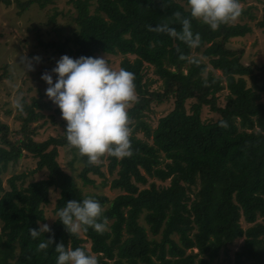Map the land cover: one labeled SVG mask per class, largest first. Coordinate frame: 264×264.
I'll list each match as a JSON object with an SVG mask.
<instances>
[{
    "label": "trees",
    "instance_id": "obj_1",
    "mask_svg": "<svg viewBox=\"0 0 264 264\" xmlns=\"http://www.w3.org/2000/svg\"><path fill=\"white\" fill-rule=\"evenodd\" d=\"M17 1L22 9L36 4L46 13L57 2ZM70 1L77 10L72 34L43 45L72 58L121 55L120 67L133 74L137 97L126 109L131 155L117 159L105 153L95 164L80 155L84 165L79 175L85 185L95 184L90 174L104 175L102 160L107 158L108 170H117L110 186L123 192L112 199L84 193L57 159L60 146L76 150L64 134L37 140L36 127L31 128L44 110L56 107L57 113L59 108L43 95L31 102L23 100V123L16 135L0 120V264H55L54 245L37 250L49 235L53 244L86 249L95 255L97 264H216L223 253L233 264H264V65L255 72L253 64L242 61L243 49L230 45L232 38L252 31L251 25L228 22L211 30L190 17L187 0ZM252 8H241L239 16L256 18ZM58 14L56 9L50 15L53 24ZM183 17L200 34L196 50H202L221 75L205 73L207 63L193 54V47L165 32L149 30L148 26L160 23L179 30ZM257 26L264 31V6ZM147 66H153L162 79L161 89L150 88ZM247 76H251V86ZM225 89L226 103L221 106L217 93ZM171 98L173 109L152 127L145 119L146 111L152 103ZM189 99L194 100L190 111L185 104ZM203 106L219 117L205 121ZM25 156L37 158L31 172L46 169L47 177L26 183L27 174L13 169ZM8 172L12 174L6 186L3 178ZM169 177V185L153 180L148 187L141 186L149 178L164 181ZM52 188L60 192L55 211L68 199L99 201L106 229L98 233L88 226L79 235H70L56 217L49 225L51 233L33 239L29 228H38V221L46 220L44 205L50 203ZM238 239L243 240L231 258Z\"/></svg>",
    "mask_w": 264,
    "mask_h": 264
},
{
    "label": "rangeland",
    "instance_id": "obj_2",
    "mask_svg": "<svg viewBox=\"0 0 264 264\" xmlns=\"http://www.w3.org/2000/svg\"><path fill=\"white\" fill-rule=\"evenodd\" d=\"M17 0H10V3L0 0V120L9 124L11 135H16L21 128L23 119L20 115H24V111L16 109L12 101L17 97L31 102L34 97L43 95L44 99L50 100L45 95L47 84L41 79L43 72H50L55 66V61L59 59L64 52H59L55 47L45 46L44 42H52L54 40H65L66 37L72 34L75 26L76 8L70 0H57L56 4L50 5L47 8V13L40 10L35 4L22 9L17 5ZM23 1V0H22ZM241 8L253 6L252 11L256 18L250 19L249 15L238 16L235 20L229 23H244L247 22L252 27V31L247 32L244 37H235L230 41V45L241 52V59L246 64H253L255 72L258 67L264 65V31L257 26V21L262 16V8L264 0H239ZM94 5L91 6L93 8ZM60 12L57 15V23H52L50 15H53L55 10ZM202 51V50H201ZM193 47V54L200 56L207 63V70L214 72L216 75H221L222 71L213 68L208 62L209 58L204 57L202 52ZM70 56V55H69ZM97 56L105 57L108 66L114 70H119L120 62L123 59L121 55H112L100 53ZM39 59H36V58ZM133 58L134 56H130ZM25 64H30L31 68L25 67ZM146 79L149 80L151 89H161L162 79L154 72L153 66H147ZM248 85L253 84L251 76H247ZM55 80V74H53ZM228 90L218 92V104L223 106L226 103V95ZM135 99L137 97L134 91ZM262 100H264V90L261 91ZM194 100L186 101V108L190 111ZM53 105H55L52 102ZM133 101L127 106L130 107ZM56 106V105H55ZM174 107V98L165 100L163 103H152L150 111H146L145 119L150 122L152 127H155L160 117L170 112ZM56 108V107H55ZM55 108L44 110V116L36 122L31 123V128L36 127L35 138L44 140L50 136L63 135L65 121L61 118L60 112L55 113ZM126 108V109H127ZM50 113H54L55 117H49ZM201 117L205 121H212L219 117V114L213 111L209 106H203ZM140 137L146 138L143 131H138ZM152 141V139H149ZM108 155V154H106ZM59 163L66 172L73 176L74 181L82 191L89 193H101L109 196L111 199L122 193L121 189L111 188V181L117 176V170L111 173L108 170L109 160L103 159L102 171L104 175L90 174L95 179V184L85 185L79 173L83 168L84 162L80 158L77 150L71 149L69 146H60L57 157ZM37 166V158L25 156L21 158L13 169L16 173L25 172L27 174L26 183L32 180L46 178L48 171L46 169L31 172ZM31 172V173H30ZM11 172L4 176V184L8 186L7 179ZM105 179L107 184H104ZM170 177L164 181L149 178L148 184L142 187H148L155 180L157 184L169 185ZM58 189L52 188L50 194V203L44 205L46 220L43 223L51 225L56 219L55 204L59 197ZM243 219V218H242ZM243 225L246 223L242 220ZM82 232V230H81ZM243 239H238L233 246L229 255L233 258V253L238 249ZM90 248V243H86ZM216 264H233L230 257L226 253L221 254Z\"/></svg>",
    "mask_w": 264,
    "mask_h": 264
},
{
    "label": "clouds",
    "instance_id": "obj_3",
    "mask_svg": "<svg viewBox=\"0 0 264 264\" xmlns=\"http://www.w3.org/2000/svg\"><path fill=\"white\" fill-rule=\"evenodd\" d=\"M187 5L190 17L211 30L235 20L241 13L239 0H187ZM179 23V30L168 23L148 27L152 31L165 32L188 47L197 46L200 34L193 32L189 18L183 17ZM25 67L30 69L31 65L25 64ZM41 79L47 84L45 95L59 108L66 122L63 130L66 142L86 156L88 163H97L105 153L117 159L131 155L126 108L135 100V94L130 71L110 68L105 57L81 55L72 58L62 54L50 72L41 74ZM12 103L16 109L23 110L20 96ZM102 212L99 201L83 197L66 200L55 216L70 235H79L88 226L98 233L104 231L107 218L102 217ZM38 224V228H29L33 239L52 231L47 223L38 221ZM50 244L54 245L55 264H97L95 255L86 249L66 248L60 242L53 244L51 235L38 243L37 250L46 249Z\"/></svg>",
    "mask_w": 264,
    "mask_h": 264
}]
</instances>
